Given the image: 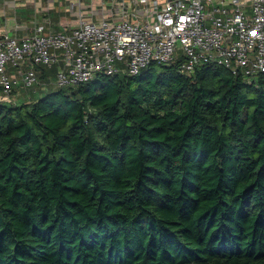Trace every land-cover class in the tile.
<instances>
[{
	"label": "trees",
	"instance_id": "1",
	"mask_svg": "<svg viewBox=\"0 0 264 264\" xmlns=\"http://www.w3.org/2000/svg\"><path fill=\"white\" fill-rule=\"evenodd\" d=\"M182 61L0 99V264H264V72Z\"/></svg>",
	"mask_w": 264,
	"mask_h": 264
},
{
	"label": "built area",
	"instance_id": "2",
	"mask_svg": "<svg viewBox=\"0 0 264 264\" xmlns=\"http://www.w3.org/2000/svg\"><path fill=\"white\" fill-rule=\"evenodd\" d=\"M155 17L80 19L72 28L30 35H0V87L12 97L16 85L40 81L38 67L63 61L60 87L78 85L99 73L136 75L153 63L183 59L181 71L205 63L222 64L253 80L264 72V0H167L155 4ZM13 66L21 77L8 73Z\"/></svg>",
	"mask_w": 264,
	"mask_h": 264
},
{
	"label": "crops",
	"instance_id": "3",
	"mask_svg": "<svg viewBox=\"0 0 264 264\" xmlns=\"http://www.w3.org/2000/svg\"><path fill=\"white\" fill-rule=\"evenodd\" d=\"M167 0H0V35L8 32L19 37L30 35L36 27L43 25L48 31L69 29L80 19L100 21L103 18L116 20L126 9L134 21L155 17V4L163 5ZM60 60L50 67H38L41 87L16 85L13 97L21 89H31V98L51 87H58L57 72L62 66ZM8 73L21 77V72L8 67ZM1 89V87H0ZM40 89V90H39ZM3 95V94H2ZM23 98H26L24 97ZM27 99V98H26Z\"/></svg>",
	"mask_w": 264,
	"mask_h": 264
},
{
	"label": "rangeland",
	"instance_id": "4",
	"mask_svg": "<svg viewBox=\"0 0 264 264\" xmlns=\"http://www.w3.org/2000/svg\"><path fill=\"white\" fill-rule=\"evenodd\" d=\"M124 73L123 72H121V75H123ZM41 82L39 81V83L37 84V85H35L37 88L38 87H41ZM31 89H21L20 90V92H17V94L13 97V95H12V101H13V103H15V102H18L19 100H23L24 98H23V96L25 95V94H28L29 93V91H30ZM5 96H3L2 95V92H1V89H0V99H3ZM24 97H26L27 99H29L30 98V96L29 95H26V96H24Z\"/></svg>",
	"mask_w": 264,
	"mask_h": 264
}]
</instances>
